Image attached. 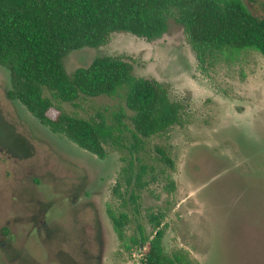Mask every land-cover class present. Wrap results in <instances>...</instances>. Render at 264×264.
Masks as SVG:
<instances>
[{
	"label": "rangeland",
	"instance_id": "374dc122",
	"mask_svg": "<svg viewBox=\"0 0 264 264\" xmlns=\"http://www.w3.org/2000/svg\"><path fill=\"white\" fill-rule=\"evenodd\" d=\"M243 1L264 18V0ZM168 3L160 37L114 32L104 45L71 51L65 67L122 56L185 107L181 123L146 141L155 168L138 191L137 217L148 236L164 229L165 252L184 264H264V56L246 51L205 68L187 36L188 0ZM9 84L0 65V264H142L149 243L130 252L110 216L130 214L126 235L137 234L129 193L115 192L124 152L107 145L100 158L52 132L7 97ZM56 105L84 118L133 113L123 96Z\"/></svg>",
	"mask_w": 264,
	"mask_h": 264
},
{
	"label": "trees",
	"instance_id": "16d2710c",
	"mask_svg": "<svg viewBox=\"0 0 264 264\" xmlns=\"http://www.w3.org/2000/svg\"><path fill=\"white\" fill-rule=\"evenodd\" d=\"M168 11V0H0V65L10 73L7 97L23 103L52 132L100 158L107 145L124 152L115 192L124 187L129 193L124 206L132 208L137 234L126 235L130 214L110 216L130 252L149 243L142 264L185 263L179 252H165L164 229L156 226L150 237L137 217L138 191L155 168L144 156L146 141L181 123L185 107L170 98L166 85L137 76L122 56H98L73 73L64 58L76 49L104 45L118 31L158 38L167 30ZM184 21L205 68L236 61L246 51L264 56V18L255 16L243 0H188ZM102 95L123 96L132 115L120 108L109 115L99 113L97 119L84 118L56 105L79 106L84 99Z\"/></svg>",
	"mask_w": 264,
	"mask_h": 264
}]
</instances>
